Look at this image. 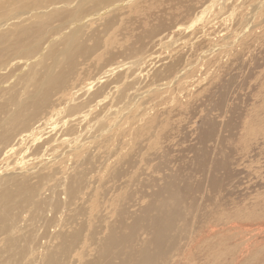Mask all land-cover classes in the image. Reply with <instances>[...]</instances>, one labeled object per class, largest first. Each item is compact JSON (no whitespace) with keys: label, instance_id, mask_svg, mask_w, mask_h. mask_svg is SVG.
<instances>
[{"label":"rangeland","instance_id":"rangeland-1","mask_svg":"<svg viewBox=\"0 0 264 264\" xmlns=\"http://www.w3.org/2000/svg\"><path fill=\"white\" fill-rule=\"evenodd\" d=\"M134 4L138 6L133 8L132 6ZM11 5L12 0H0V6H6L5 8L7 9L5 16L9 17L13 14V10L10 8ZM111 5H113V3L110 5H103V9L100 10L102 11ZM57 8L60 7L57 6ZM73 8L74 7H66L67 10ZM92 10L93 9L85 11L84 14L79 17L78 21L75 22V24L78 23L79 25L77 24L78 26L72 29L78 28L80 30L79 41L86 45L85 48H90L95 44L94 50L90 52L86 58H77V65L74 69L73 78H70V81L59 94L51 98L53 105L52 102H50L46 110L47 114H50L49 117L51 118L55 112L62 111V113H59L62 114L61 116L57 115L53 118L57 124V130L56 128L50 130L51 128L49 125L44 127L47 129L46 131L49 133V136L51 135L50 137H55V135L60 133H63L67 139L71 140L78 137L79 140L77 139L75 144H77L78 141L83 142L84 154L86 153V155L83 154L82 157L78 158L80 162L79 160L72 159L71 156L63 159H55L54 155L62 148L47 152L48 155L46 154L44 158H47V160L44 161V164H47L48 168L43 169L40 173L42 174L48 171L51 173L57 167L60 168L61 172L43 183L42 185L44 186L41 185L40 198H46V196L50 194L47 196L48 200L47 198L45 199L48 203L45 201L47 205L45 204V207L42 209V215L39 213V218L34 217L33 213H30L33 209H31L30 212L27 210L25 220L27 219L29 223L26 221V224L24 223L26 230L31 229V231L28 232L32 234V232L36 230L35 228L42 223L43 217L45 216L44 222L47 221V223L53 224L49 226L51 232H49L50 230L48 229V235L42 241H45L46 247L48 245L50 246L45 248L51 251L54 246L57 245L56 240H52V236L53 238L55 237L54 234L59 233L65 236L68 235V233L70 234L72 230L78 229L79 226L87 225L84 235L85 237H90L88 241L92 242L94 239L93 237H95V235L91 237V233L93 234V232L95 233L96 231L99 233L96 235L97 239L94 242L95 244H92L91 247L88 245V248H83L81 243L80 249L71 252L72 254L66 255L68 257H65V259H69H64V261L67 262H63V264H83L85 261L94 259L97 252L95 249L97 250L98 241L107 233V227L114 223L116 220V210H119L123 204V202H120L118 205H114L118 200L115 195L120 194L119 196L125 199L127 195H130L128 196L130 201L126 200L124 202L126 206L128 201L130 205L134 204L136 209L133 207L131 210L136 213L143 208V206L145 207L150 200V194L156 190L158 186L163 184L166 176L175 175V173H178V170L186 166H192L191 160L193 156L192 153L187 152L186 148L188 149L190 146H193L194 142L197 144V137L201 130L199 128H202L204 118H212L213 120H217L214 121L217 124L218 131H221V134L219 132L217 134L219 137L218 140L220 139V141H212L208 145L211 148L213 145L214 147L216 146L214 148V153L219 154L218 158H228L226 162L230 164V171H233L234 177L231 182H228L229 184L218 190L217 196H215L216 202L212 206L206 203V196H202L201 193L197 194V198H201L198 205H191V198L182 199L181 202L177 204L179 216L178 224H176L175 227L179 228L178 232L180 234H184L181 238H185L186 234H190L194 231L198 234L196 236L197 242L195 247L197 244L201 246L202 252L199 257H194V262L193 258L191 259L192 264H211V259L215 261V264H264V0H133V3L124 4V6H114L112 9L108 10L109 13L107 11L104 15L99 17L91 16ZM44 12H48V10ZM31 13L33 16L35 14L34 10H30L28 14H25L23 20L12 18L5 21L0 29L4 30L5 27L9 32L14 31L16 25H33L36 20L30 15ZM88 16L91 17V20ZM26 17L29 18L25 19ZM109 17L114 18L111 19ZM107 18H109L111 22L107 20ZM1 20L3 21L4 19H0V21ZM12 20H14V24ZM106 22L109 24L111 23V25L107 27L105 24ZM64 25L67 26V24H63L56 19H53L51 22V27L57 29H53L47 33V36L41 42V46L36 53V57H40L39 60H41L42 65H40V63L38 64L39 60L35 55H33V57L29 55L30 53H20V55L7 52L0 58V76L6 77H0V80L4 79L5 81L8 79V82L5 81L6 83L0 81L4 83H0L1 101L3 100L2 98L5 97V93L10 94V92H15L18 96L22 94V89L20 88V84L18 85V81H20L21 76L22 78L25 76L23 73H29L31 69L40 72V68L43 69V67L40 66H44L45 61H47L45 64L47 66L44 67L48 68L50 66L53 68L52 59L48 56L50 45H48L47 49L43 47L47 42L49 43L52 40L51 43L57 44L59 49L62 48V39L67 34L66 32L70 30L69 24L67 27ZM8 28H10V30ZM3 30L1 31L4 32ZM6 30L5 32H7ZM59 36L62 38L60 39ZM1 49L2 47L0 50ZM40 51L41 53L43 52L42 55L38 54ZM70 51H72V49ZM40 55L44 60L41 59ZM18 57H20L21 60H19L23 62L28 59L30 67L29 65L26 67L17 66L15 63H13L15 64L13 65V59ZM33 58L36 60H33ZM8 60L11 61L12 67L11 65H7L10 62ZM19 60L16 59V63ZM31 61L33 62L32 64ZM4 63L7 66H3L2 64ZM173 63H175V65ZM171 64L176 67L169 70V66H172ZM31 65H33L32 68ZM130 65L132 66L129 67ZM35 66L36 68L34 69ZM116 67L119 68L115 72L109 74L108 78L102 79L100 83H97L95 87L85 94L86 85L91 82L92 79L94 80V78L98 77L103 70L111 68L112 71V69ZM12 68L16 71H13ZM44 70L45 68L41 70V72H44ZM16 72L20 75L17 76L18 74ZM14 75L16 76L14 77ZM116 76H120L119 78L120 80L122 78V80L119 81ZM113 79H115L114 82L118 80L122 83L120 84L118 82L117 91L113 89L110 92V97L108 96L106 99L107 101L105 100V103L104 101L101 103L103 107L97 106L98 109L95 108L94 104L99 98L93 96L90 100V95L101 93L100 90L104 84L108 83V81H113ZM112 85L114 86V84H111L110 88L113 87ZM161 85H163L164 88H159ZM123 88L128 90L125 92V98L120 99L119 91L123 90ZM133 91L134 93H138L134 94ZM127 94L134 96L140 95V97L138 96L137 98L131 99V97H127ZM8 97L9 95H6L5 98ZM88 97L89 100H87ZM149 97L151 99L148 100ZM86 100V104L89 105V107H93V111L91 115L85 119L86 122L82 121L81 124L78 123V125H76L78 122L76 119L82 116L80 113L84 110L87 111L86 107V109L80 110L78 106L85 103ZM130 100H132V103H130ZM108 101L111 102L110 105L109 103L107 104ZM123 102L129 103L128 105L130 106ZM213 106H215V108ZM148 108L149 111H146ZM106 110L108 111L105 113ZM122 110L124 113H121ZM209 110L211 111L208 112ZM73 112H75V114ZM99 113H101V115ZM45 114L44 112L42 115ZM97 115L99 116L95 119ZM115 115H117V117ZM58 116L60 119L57 118ZM103 116L108 118L105 117V119H103ZM128 116H130V118H128ZM118 117L121 119V122ZM151 117H153V120ZM157 117L161 118L157 119ZM93 118L95 120H93ZM102 121L103 124L101 125L100 122ZM157 121L160 123H157ZM73 124L76 132L71 128ZM230 125L232 128L228 129ZM225 127L226 130H224ZM77 128H80V130H77ZM98 129H100V131ZM69 130L72 131L69 132ZM102 130L104 131L102 132ZM105 131L109 136L106 135ZM50 132L53 133L50 134ZM67 132L70 133L71 136ZM64 133L67 134L65 135ZM80 134H82V136H80ZM88 134L89 136L87 137ZM159 134L162 136L166 135V140L160 139L159 141L161 144L155 149H151L149 145L156 140L152 137H156ZM222 135L224 136L222 137ZM84 136L86 137L83 140ZM93 144H95V146ZM97 148L100 150H96ZM185 152L188 154H185ZM182 154L185 156V159ZM15 156L16 155H14V157L3 158L0 160V163L5 165H11L12 163L9 167L10 169L13 166L20 168L21 165H19V167L16 166L17 163H19L16 159L19 157ZM86 156L89 158H86ZM91 156H94V158L92 157L93 159L90 161L89 159ZM180 156L183 157V159ZM29 157H31V159H29ZM170 158L171 161L169 160ZM179 159L182 160L178 161ZM23 160H28V165H26L25 161H22L23 168H21L23 170L31 169L32 167L36 169L39 165L41 169L42 165H44L39 164V161L34 160V157L31 155L25 156ZM32 160L36 161V163L31 162ZM139 160H141L142 164H140ZM54 161L56 163H53ZM86 161L88 163H85ZM134 161L136 163H134ZM160 161L163 163L164 161H168V166H165L166 162L161 164ZM79 162L84 165L81 166ZM72 164L76 166V168L81 166L85 169V179L88 180L87 174L90 176L89 180H86L84 183L86 188H84L85 195H82L83 197L81 196L83 200L76 201V203L70 205L63 188H65L64 186L68 181V176L77 172L76 169L74 170L75 167L73 166L71 170L70 165ZM107 165L111 166L109 167ZM213 165L214 164L206 163L204 170L207 171ZM91 166H94V172L91 171ZM81 167L77 168L78 171L82 170L84 172ZM150 167H152V169ZM154 168L156 169L154 170ZM149 170L151 172H148ZM175 170L177 172H175ZM86 171H88L87 174ZM194 177L196 180L192 179L191 181L193 182L197 181L200 176L195 175ZM153 179L156 180V183L154 186L150 187L151 189H144L142 187L143 184L145 185L147 182L150 183ZM131 180L133 182H131ZM138 180L140 183L137 182ZM33 181H35V179H33ZM205 182L206 178L201 180L203 187ZM114 183L116 186L118 183V186L115 187ZM93 189H95V192ZM49 191L51 193H49ZM93 194L96 198L91 197ZM136 194H138V196ZM50 197H54V199L52 200ZM91 198L96 200L98 204L91 203ZM135 198L137 200H135ZM219 199L223 201L220 207L216 208V203ZM54 203H59V208H56ZM103 204L104 206H102ZM91 207L93 210H91ZM116 207H118V209H116ZM189 207L190 211H188ZM204 207L210 212V217H206V222L204 221L202 223L203 226H196L194 222L201 219L204 213ZM95 211L97 215H95ZM107 211L109 212L107 213ZM190 212L195 215V219L193 220L195 227L189 228L185 232L181 226L190 223ZM93 214L95 216H93ZM101 215L102 220L100 218ZM103 216H105V218ZM32 218H35V222ZM46 218L47 220H45ZM218 218H221L222 225L218 223ZM70 219L72 220L71 222H69ZM59 220V224L56 225ZM66 220L69 225L66 223ZM104 221L108 222L105 223ZM27 225L29 226L27 227ZM61 228L64 232H62L63 230ZM49 233H52L51 236ZM143 238H145V235H141L140 239ZM88 241H86V243H88ZM76 252L78 253L77 255ZM194 255H197V253H194ZM74 257L75 259L73 260ZM176 259L179 261L178 258ZM168 264H170V262Z\"/></svg>","mask_w":264,"mask_h":264},{"label":"bare ground","instance_id":"bare-ground-1","mask_svg":"<svg viewBox=\"0 0 264 264\" xmlns=\"http://www.w3.org/2000/svg\"><path fill=\"white\" fill-rule=\"evenodd\" d=\"M112 3H113V5L108 6L107 8H105L102 11L100 10V9H103V5H110ZM128 3L129 4L133 3V0H12V5L10 8H11V10H13V14L10 15L9 17L5 16L6 15L5 13L7 10L5 8L6 6H4V7L0 6V16L2 17V18L0 17V19H4L3 21L2 20L0 21V28H1V25L5 21L10 20L12 18L23 20L24 19L23 16L25 14H28V12L30 10H34L35 14L32 16V13H31L30 15L32 17H34L36 20V22L31 26H29V25L28 26H22V25L17 26L16 25V28L14 31L8 32L5 29V27H4V30L0 29V31L1 30L4 31V32H2V31L0 32L1 33L0 34V46L2 47V49L0 50V58L4 54H6L7 52H12L14 54H20V53H22V54L28 53L29 54L30 53L29 55H32V57H33V55H35V57H36L37 50L41 46V42L47 36V33L53 29L54 30L57 29V28L51 27V22L53 21V19L61 21L63 24H67V26L69 24V29H70V30L67 29L69 31V32L68 31L66 32L67 34L64 33L66 35L62 39V42H61L62 48L61 49L58 48L57 44H53V42L51 43L52 40L49 43L47 42L43 47L44 49H47L48 45H50V47L48 49V56L50 57V59H52L53 68L50 66L48 68L44 67V66H47V65H45L47 61H45V64L43 62L44 66H40V67H43V69L45 68L44 72H41V70H43V69L40 68V72L31 69V71L29 73H26V72H25V74L23 73V75H25V76L23 78L21 76L20 81H18V85L20 84V88L22 89V94L20 96H18L15 92H10V94L5 93V97H6V95H9L8 98L4 97V98H2L3 99L2 101L0 98V160H2L3 158L11 157V156L14 157V155H16L15 157H19L18 159H16L17 162L19 161V163H17L16 166L19 167V165H21V167L23 168L22 161L26 160V159L23 160L24 157L31 155L34 157V160H38L39 161L38 163L42 165L45 163L44 161L47 160V158L46 159H44V158H45L48 151H55V150H57V148H62V149L57 151L56 155H54L55 159L56 158L57 159H63L65 157L71 156L72 159L80 161V159H78V158L82 157V155L84 154V147H83L84 143L81 141L80 142L78 141V143L75 144L78 137H75L73 140L67 139V137H65L63 135V133H60V134L56 133L57 135H55V137L54 136L50 137L51 135L49 136V133L46 131L47 129H45L44 127H47L49 125L51 128L50 130H54L56 128L57 124L53 118L57 115L61 116L62 114H59V113H62V111L61 112H55L50 118L49 117L50 114H47L46 110L48 109L50 102H52L51 98H53L54 96L59 94L65 88L67 83L70 81V78L74 75V69L76 68V65H77V58L78 57L86 58L87 55L90 54V52H92L94 50V47H95V44H94V46H92L90 48H85L86 45L83 42L79 41L80 30L78 28L72 29L75 26L79 25L78 23L75 24V22L78 21L79 17L82 14H84V12L87 10L93 9L91 11L92 12L91 16L99 17V16L104 15L108 10L112 9L114 6H118V7L120 5L124 6V4H128ZM135 5L136 4H134L132 7L135 8L138 6V5L137 6H135ZM57 6L60 8H57ZM66 7H69V8L74 7V8L71 10H67ZM46 10H48V12H44ZM7 12H9V11H7ZM108 13H109V11H108ZM89 17L90 16H88V18ZM28 18L26 17L25 19H28ZM109 18L112 19L114 17H109ZM109 18H107V20L110 21ZM89 19L91 20V17ZM13 21L14 20H12V22ZM83 21H85V20H83ZM8 22H10V21H8ZM13 24H14V22H13ZM105 24L107 25V27L109 25H111V23L109 24L107 22ZM4 26H6V25H4ZM64 26H66V25H64ZM8 29L10 30V28H8ZM11 29H13V28H11ZM5 30L7 32H5ZM61 38L62 37H60V39ZM44 49H43V51H44ZM71 49H72V51H70ZM38 54L42 55L43 52L41 53V51H40V53H38ZM38 54H37V56H38ZM7 58H8V56H7ZM39 58L40 57H38L37 59L39 60ZM43 58H44V56H43ZM16 59L19 60L20 57H18ZM16 59L14 58L13 60L15 61ZM41 59H42V56H41ZM20 60L17 63H16V61L15 62L13 61L12 64L15 63L17 66L20 65L23 67H26L29 65L28 59H27V61H24V62L20 61ZM33 60H36V59L33 58ZM42 60H44V59H42ZM8 61H10V60H8ZM32 63L33 62L31 61V64ZM39 63H40V65H42L41 60H39L38 64ZM15 64H13V65H15ZM173 64L175 65V63H173ZM2 65L3 66H7V65L10 66L11 61L7 65H5V63ZM13 65H11V67ZM50 65H51V63H50ZM165 65H166V63H165ZM174 65L169 66V70L173 69V67L175 68L176 66H174ZM32 66L33 65H31V68H32ZM131 66L132 65H130L129 67H131ZM138 66H140V65H138ZM29 67H30V65H29ZM1 68H2V66H1ZM35 68H36V66L34 67V69ZM118 68L119 67H116V68L112 69V71H111V68L103 70L98 75V77L94 78V80L92 79V81L86 85L85 94H87L90 91V89L95 87L97 85V83H100L102 79L108 78L109 74H111L112 72H115ZM12 70L16 71L13 68H12ZM38 70H39V67H38ZM16 73L18 74L17 76L20 75L18 72H16ZM179 73H181V72H179ZM15 76L16 75H14V77ZM116 77L119 81L122 80V78L120 80V78H119L120 76H116ZM1 78H6V77L4 76ZM7 80L8 79H6L5 81L8 82ZM114 80L115 79H113V81L112 80L108 81V83H106L104 81L106 84H104V86L101 88V90H100L101 93L97 92L98 96L93 95V94H92V96L90 95V100H91V97L93 98V96L95 98H99V99H97V101L94 100V101H96L94 104L95 108H97V106L98 107L102 106L101 103L103 101L105 103V100L111 94L110 92L113 89H116V91H117V88H118L117 83L119 81L116 80L114 82ZM0 81H3L4 83H6L4 81V79L0 80ZM3 82H0V83L4 84ZM119 83L121 84L122 82H119ZM111 84H114V86L112 85L113 87L110 88ZM120 84H119V86H120ZM2 86H4V85H2ZM5 87H6V85H5ZM159 88H164V87H163V85H161ZM124 89L125 88H123V90L119 91V93H120L119 98L120 99H123L126 96L125 92L128 89H125V90ZM137 89H135V90H137ZM139 89H140V87H139ZM134 91H133V93H134ZM149 92H151V91H149ZM136 93H138V92H135L134 94H136ZM142 94H143V92H142ZM128 95L129 94H127V97H131V99H132V98H137L138 96L140 97L141 94L138 96H134L131 94L129 96ZM149 99H151V98L149 97L148 100ZM87 100H89V97ZM87 100L85 103L78 106L80 110H82L86 107L87 109L86 108L85 109L87 111L84 110L80 113V114H82V116H79L80 120L76 119V120H78L76 125H78V123L81 124L82 121L86 122L85 119L88 116H90L92 111H93V107H91V106L89 107V105L86 104ZM126 100H127V98H126ZM148 100L146 99L147 102H148ZM109 101L107 102V104L109 103V105H110L111 102H109ZM130 101H131L130 103H132V100H130ZM133 102H135V101H133ZM124 104H127V103H124ZM52 105H53V102H52ZM128 106H130V105H128ZM213 107L215 108V106H213ZM99 110H100V108H99ZM120 110H121V108H120ZM107 111L108 110H106L105 113ZM146 111H149V108H148V110L146 109ZM210 111L211 110H209L208 112H210ZM214 111H216V110H214ZM44 112L46 114L42 115ZM75 112H73V113L75 114ZM122 112H123V110L121 111V113ZM73 113H70V114L72 115ZM97 114H98V112H97ZM99 114L101 115V113H99ZM108 114H110V113H108ZM154 115H155V113H154ZM98 116L99 115H97L95 117V119H97ZM115 116L117 117V115H115ZM158 116H159V114H158ZM105 117L103 119H105ZM161 117H157V119L161 118ZM57 118H59V116ZM57 118H56V121H57ZM106 118H108V117H106ZM128 118H130V116H128ZM152 118L153 117H151V119ZM95 119L93 118V120H95ZM118 119H119V117H118ZM88 120H89V118H88ZM119 120L121 122V119H119ZM214 120H216V119H214ZM214 120L212 118H204V120H203L204 123L202 122V128L201 127L199 128L201 130H200L198 137H197V141H196L197 144H195V142H194L193 146H190L188 149L186 148L188 153H192V156H193V157L191 156L192 157V160H191L192 166H186L182 169H180V167H179L180 170L176 169V170H178L177 174L175 173V175L166 176L162 185H160L158 183L160 186H158V187L156 186L157 189L154 190L149 196V198H150L149 202L147 201L148 203L146 204L145 207L143 206V208H141L138 211L139 213L138 212L136 213L133 210H131L134 207V204L130 205V203H129L130 199L128 198V196H130V195H127L126 199L123 197L121 198L119 196L120 194L115 195V196H117L118 200L116 201V203H114V205L115 204L118 205L120 202H123V204L121 203L122 204L121 208L119 210H116V220L114 221L113 224H110L107 227V233L105 234V236L103 235L104 237H102V239H100L98 241L97 250L95 249V251H97L95 258L91 259L90 261H85L84 263L82 262V259H81V262L83 264H168L169 262H170V264H192L191 259L193 258V262H194V257H199V255L202 252L201 246H198V244H197L195 247V244L197 242L196 236L198 234L194 231L190 234H186L185 238H181L184 234H180L178 232L179 228L175 227V225L178 224V216H179V211L177 210V204H179V202H181L182 199L191 198V200H192L191 205H193V204L198 205L201 198L198 199L197 194L201 193L202 196H204V195L206 196V199H205L206 203H208L210 206H212L216 202L215 196H217L218 190L220 188H222L223 186L225 187L227 184H229L228 182H231L232 178L234 177L233 171H230L231 170L230 164L226 162L228 160V158H223V159L218 158L219 154L214 153V148L216 146L214 147V145H213V147L211 148L208 145L210 142L217 141L219 138L217 135L219 132L218 127H217V124ZM100 123L102 125L103 121ZM157 123H160V122L157 121ZM118 124H121V123H118ZM110 125H112V124H110ZM227 125H229V124H227ZM84 126H86V125H84ZM203 126H204V128H203ZM71 128L73 130H75L74 124H73V127H71ZM230 128H232L231 125L229 126L228 129H230ZM78 129L80 130V128H77V130ZM100 129H104V128H100ZM100 129H98V130L100 131ZM159 129H158V131H159ZM50 130H48V131H50ZM56 130H57V128H56ZM224 130H226V127ZM71 131L72 130H69V132H71ZM103 131L104 130H102V132ZM75 132H76V130H75ZM52 133L50 132V134H52ZM105 133H106V131H105ZM219 133L221 134V131ZM68 134H70V133H68ZM106 135H107V133H106ZM70 136H71V134H70ZM80 136H82V134H80ZM88 136H89V134L87 135V137ZM107 136H109V135H107ZM165 136L166 135L162 136L159 134L156 137H152L156 140L154 143L149 145L150 148L155 149L157 146H159L161 144V142L159 140L160 139L166 140ZM219 136H221V135H219ZM223 136L224 135H222V137ZM85 137L86 136L83 137V140ZM157 137H158V139H157ZM98 140H97V143H98ZM131 140H133V139H131ZM229 140H230V138H229ZM94 141H95V139H94ZM104 141H106V140H104ZM219 141H220V139L218 140V142ZM167 142H168V140H167ZM90 143H92V142H90ZM107 144H108V142H107ZM93 145L95 146V144H93ZM132 145H134V144H132ZM32 147H34V148H32ZM89 147H91V146H89ZM93 148H95V147H93ZM98 149L99 148H97L96 150H98ZM187 152H185V154ZM84 155H86V153ZM115 155H117V154H115ZM87 156H86V158H89ZM94 156H91V158L89 160L91 161L94 158ZM133 156L137 157L136 155H133ZM183 157L185 159L184 155H183ZM183 157H181V158L183 159ZM29 159H31V157H29ZM182 159H179L178 161H180ZM28 160L25 161L26 165H28L27 164ZM34 160H32L31 162L36 163V161H34ZM169 160L171 161V158ZM55 161L53 163H56ZM117 161H120V160H117ZM129 161H130V159H129ZM139 161H140V164H142L141 160H139ZM80 162H79V164H81ZM131 162H132V160H131ZM85 163H88V162L86 161ZM134 163H136V162L134 161ZM164 163L166 164L165 166H168V164H167L168 161H164ZM164 163L161 162V164H164ZM206 163H211L214 165L211 168H209L207 171H205L204 167H205ZM68 164H71V163H68ZM123 164H124V162H123ZM11 165H12V163H11ZM11 165L10 164L5 165L3 163H0V264H63V262H67V261H64L65 257H68L66 255H69L71 252H74L75 250L80 249L81 243H82L83 248H88V245L91 247L92 244H95L94 242L97 239L96 235L99 233L97 231L95 233L93 232V234L91 233L90 236L93 237L95 235V237H93L94 239L92 240V242H90V241H88L90 239V237L89 236L85 237V235H84L87 225H83V226L81 225V226H79L78 229L74 228L75 230H72V232L70 234L68 233V235L62 236L59 233L54 234L55 237L53 238V236H52V240H56L57 245L54 246L52 244L54 246V248L51 251H50V249L49 250L46 249V248H48L49 245L46 247L45 243H44L45 241H42V240L45 239L46 236L48 235L47 231H48L51 223L49 224V223H47V221L44 222L45 216L44 217L41 216V217H43L42 223L39 224V226H37L35 228L36 230H34V232H32V234H31L28 232V231H31V229L26 230V228H25L24 223H25V221L27 222V219L25 220V216H26L27 210H29V212H30L31 209H33V211L30 213H33L34 217L37 218L39 216V213H40V215H42V209L45 207V204L47 202L45 199L50 194L47 195L46 198L44 196H43L44 197L43 199L40 198L41 197V192H40L41 191V185L43 183H45L46 181L50 180V178L54 177L57 173L60 174L61 170L59 167H57L51 173H49V171H48L46 173L41 174L40 172L43 169L48 168L47 164L42 165L41 169L39 168L40 167V165H39L38 168H36V169H34L35 167L34 168L32 167L33 169L31 168V169H26V170H23L21 167L17 168L14 166L10 169L9 167ZM75 165H77V164H75ZM82 165H84V164H81V166ZM111 165H113V164H111ZM121 165H122V163H121ZM131 165H134V164H131ZM52 166H53V164H52ZM70 166H71V170L73 169V167H75L74 170L76 169L77 172H74L72 175L69 174L71 176L66 175V176H68V181L65 179L67 182H66V185L64 186L65 188H63V189H64V193L67 196V200H68L69 204L71 205L73 203H76V201L83 200L82 195H85L84 188H86V185L84 186V183L87 179H85V176H86L85 175V169H83L80 165L79 166L84 170V172L82 170L78 171L77 168H80V167L76 168V166H73V164ZM107 166H109V165H107ZM91 167H90V169H91ZM115 167H114V169H115ZM161 167H163V166H161ZM6 168H8V169H6ZM93 168H94V166L92 167L91 171L94 170ZM150 168L152 169V167H150ZM155 169L156 168H154V170ZM33 170H34V172H33ZM95 170H96V168H95ZM176 170H175V172H177ZM87 172L88 171H86V174H87ZM99 172H100V170H99ZM148 172H151V171L149 170ZM159 174H161V173H159ZM87 175H88V180H89L90 175L89 174H87ZM120 175H123V174H120ZM144 175H145V173H144ZM150 175H152V174H150ZM195 175H199L200 177H198L199 179L197 181L193 182L191 180L195 179V177H194ZM110 178H111V176H110ZM127 178H128V176H127ZM152 178H154V177H152ZM204 178H206V182H205L204 187H203V184H201V180H203ZM33 179H35V181H33ZM95 182H94V184H95ZM131 182H133V181L131 180ZM137 182L140 183L139 180ZM64 183H65V181H64ZM91 183H93V182H91ZM155 183H156V180L153 179L150 181V183L147 182L145 185L143 184L142 187L144 189L150 188V187L154 186ZM114 185H115V183H114ZM42 186H44V185H42ZM117 186H118V183H117ZM117 186L115 185V187H117ZM87 188H88V186H87ZM93 190L95 192V189H93ZM124 190H125V188H124ZM54 191H52V192H54ZM49 193H51V192L49 191ZM91 193H93V192H91ZM52 195H54V194H52ZM123 195H125V194H123ZM136 195L138 196V194H136ZM144 195H145V193H144ZM91 197L94 198L95 197L94 194ZM50 198H52V197H50ZM114 198H116V197H114ZM53 199H54V197L52 198V200ZM47 200H48V198H47ZM87 200H89V199H87ZM92 200L93 199L91 198V201H90L91 203L98 204V203H96V200H93V201ZM126 200H129L127 203V206L125 205V202H124ZM135 200H137V199L135 198ZM222 201H223L222 199H219L218 202L216 203L217 207L216 206L215 207L216 208L220 207ZM82 203H83V201H82ZM136 203H137V201H136ZM55 206H56V208H59L60 204L56 203ZM102 206H104V204ZM47 209H49V208H47ZM116 209H118V207H116ZM66 210H67V208H66ZM91 210H93L92 207H91ZM114 210H115V208H114ZM203 210H204V213H203L201 219L199 221L194 222L196 224V226H203L202 223L204 221L206 222V217L207 216L210 217V212H208L207 209H205V207ZM45 211H46V209H45ZM188 211H190V207H189ZM73 212H74V210H73ZM104 212H105V210H104ZM108 212L109 211H107V213ZM95 213H96V211H95ZM95 215H97V213ZM95 215L93 214V216H95ZM108 215H110V214H108ZM64 216H66V215H64ZM103 217L105 218V216H103ZM190 217H191L190 223L181 226V228L185 232L189 228L195 227L194 223H193V220L195 219L194 213L190 212ZM67 218H69V217H67ZM100 218L102 220V215ZM32 219L34 221L35 218H32ZM40 219H38V220H40ZM45 220H47V218ZM71 221L72 220L70 219L69 222H71ZM85 221H87V220H85ZM59 222H60V220L58 221V223L56 225H58ZM74 222H76V221H74ZM81 222H82V220H81ZM104 222L106 223L108 221H104ZM221 222H222L221 218H218V223L220 225H222ZM27 223H29V222H27ZM38 223H39V221H38ZM66 223H67V220H66ZM67 224H66V226H67ZM28 226L29 225H27V227ZM49 232H51V230ZM62 232H64V230ZM51 234H50V236H51ZM141 235H145V238L140 239ZM86 241H88V243H86ZM81 250H83V249H81ZM92 251H93V249H92ZM81 253H82V251H81ZM194 253H197V255H194ZM77 254L78 253L76 252V255ZM75 257L73 258V260L75 259ZM176 258H178L180 262L177 261ZM68 259L69 258H66L65 260H68ZM211 261H212L211 264H215V261L213 259H211Z\"/></svg>","mask_w":264,"mask_h":264}]
</instances>
